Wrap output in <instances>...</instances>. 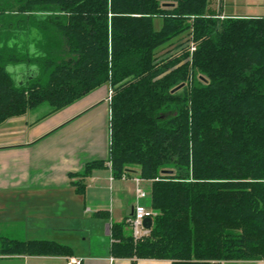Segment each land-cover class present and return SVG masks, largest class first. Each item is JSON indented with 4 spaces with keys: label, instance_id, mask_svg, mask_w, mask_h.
<instances>
[{
    "label": "trees",
    "instance_id": "trees-1",
    "mask_svg": "<svg viewBox=\"0 0 264 264\" xmlns=\"http://www.w3.org/2000/svg\"><path fill=\"white\" fill-rule=\"evenodd\" d=\"M208 1L0 0V125L111 89L108 158L72 177L110 162L114 179L150 182L149 234L134 242L127 216L112 222L115 257L264 260V16L218 18ZM20 64L37 68L23 85L7 70ZM0 255L72 251L0 237Z\"/></svg>",
    "mask_w": 264,
    "mask_h": 264
},
{
    "label": "crops",
    "instance_id": "crops-1",
    "mask_svg": "<svg viewBox=\"0 0 264 264\" xmlns=\"http://www.w3.org/2000/svg\"><path fill=\"white\" fill-rule=\"evenodd\" d=\"M207 15L264 16V0H209ZM110 94L103 84L50 114L47 107L39 115L38 106L0 125V237L51 240L72 251L69 256L0 255V264H68L70 257L81 258V264H171L110 252V224L132 212L137 173L114 179L105 163L83 179L72 177L86 163L108 158ZM78 179L85 184L82 194L72 184Z\"/></svg>",
    "mask_w": 264,
    "mask_h": 264
},
{
    "label": "built area",
    "instance_id": "built-area-1",
    "mask_svg": "<svg viewBox=\"0 0 264 264\" xmlns=\"http://www.w3.org/2000/svg\"><path fill=\"white\" fill-rule=\"evenodd\" d=\"M111 94L109 95L110 99ZM107 167L110 169V162L107 163ZM135 184V196L136 203L133 205L132 212L126 218L127 226L131 230V237L134 242L138 241L140 238L149 234V228L144 227L143 221L145 218H150L155 215L154 211L148 208L146 205L140 203V200L147 196V193L141 187V179L133 178ZM110 228V227H109ZM68 264H81V258L70 257L67 258Z\"/></svg>",
    "mask_w": 264,
    "mask_h": 264
},
{
    "label": "rangeland",
    "instance_id": "rangeland-1",
    "mask_svg": "<svg viewBox=\"0 0 264 264\" xmlns=\"http://www.w3.org/2000/svg\"><path fill=\"white\" fill-rule=\"evenodd\" d=\"M6 17H8L7 19H11L9 18L8 15H5ZM162 25V19L160 17H154L153 18V27L154 29L158 30L161 28ZM8 72L12 75L14 82L17 85H23L25 84L27 81H29L30 79H33L36 75H37V68L33 65H28V64H20V65H9L7 67ZM47 105H41L40 107L37 108V111H39V115L45 111V109L47 108ZM149 181L147 180H142L141 181V187L142 189L147 193V196L140 200V203L147 205L148 204V198H149ZM132 197H133V202L134 204L136 203V196H135V191H133L132 193ZM126 213V212H125ZM107 219V217H106ZM124 233L126 235L131 234V230L129 227H125L124 228Z\"/></svg>",
    "mask_w": 264,
    "mask_h": 264
},
{
    "label": "water",
    "instance_id": "water-1",
    "mask_svg": "<svg viewBox=\"0 0 264 264\" xmlns=\"http://www.w3.org/2000/svg\"><path fill=\"white\" fill-rule=\"evenodd\" d=\"M179 87H176L175 90L178 89ZM151 223H152V220L150 218H145L144 221H143V225L146 228H150Z\"/></svg>",
    "mask_w": 264,
    "mask_h": 264
}]
</instances>
